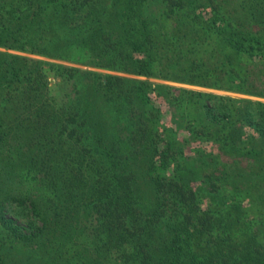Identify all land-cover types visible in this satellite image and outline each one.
Wrapping results in <instances>:
<instances>
[{
	"label": "trees",
	"instance_id": "16d2710c",
	"mask_svg": "<svg viewBox=\"0 0 264 264\" xmlns=\"http://www.w3.org/2000/svg\"><path fill=\"white\" fill-rule=\"evenodd\" d=\"M148 77L264 98V0H0V264H264V100Z\"/></svg>",
	"mask_w": 264,
	"mask_h": 264
},
{
	"label": "rangeland",
	"instance_id": "374dc122",
	"mask_svg": "<svg viewBox=\"0 0 264 264\" xmlns=\"http://www.w3.org/2000/svg\"><path fill=\"white\" fill-rule=\"evenodd\" d=\"M151 8L155 9V4H152ZM41 57L44 58V59H47V60L61 62V63L77 66L79 68L92 69V70H96V71L103 72V73L111 72V73H117V74L132 76V77H136V78H139V77L145 78L144 76H141V75H135V74H132V73H126V72L116 71V70L102 68V67H94V66L85 65V64H81V63H77V62L68 61V60H63V59H59V58H53V57L51 58V57H45V56H41ZM80 77L81 76H79V78ZM49 79H50V81L52 83V82L55 81L56 78H54L52 75H50ZM148 79L153 81V82H158V83H166V84H172V85H181V86H186V87L200 89V90L212 91V92L220 93V94L242 95V96H248V97H251V98H259V99H263L264 100V98H260V97H257V96H249V95H245V94H237L235 92H230V91L223 90V89H217V88H212V87H205V86H200V85L182 83V82L172 81V80H169V79H164V78H159V77H148ZM64 85H65L66 89L69 88V86H70V84H68V83L66 84L64 81H59L58 84H53L52 88L54 90H56V88H60L61 90H64Z\"/></svg>",
	"mask_w": 264,
	"mask_h": 264
}]
</instances>
